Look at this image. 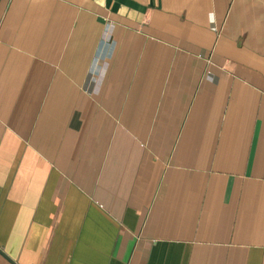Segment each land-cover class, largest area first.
Masks as SVG:
<instances>
[{"label":"crops","instance_id":"obj_1","mask_svg":"<svg viewBox=\"0 0 264 264\" xmlns=\"http://www.w3.org/2000/svg\"><path fill=\"white\" fill-rule=\"evenodd\" d=\"M0 264H264V0H0Z\"/></svg>","mask_w":264,"mask_h":264}]
</instances>
